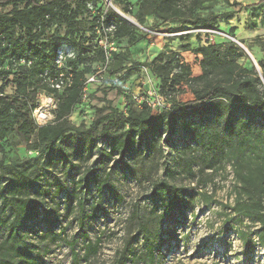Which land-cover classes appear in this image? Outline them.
Instances as JSON below:
<instances>
[{
	"label": "rangeland",
	"instance_id": "374dc122",
	"mask_svg": "<svg viewBox=\"0 0 264 264\" xmlns=\"http://www.w3.org/2000/svg\"><path fill=\"white\" fill-rule=\"evenodd\" d=\"M90 1L96 4L84 15L87 27L92 15L112 9L107 0ZM118 1H121L120 4L115 5L123 13L122 7L129 4L131 13L125 14L133 22L126 21L137 27L138 38L133 42L123 39L114 43L113 51L117 50L120 58H114L109 69L102 66L99 55L88 61L97 77L94 82L88 83L81 100L68 117L70 125L78 129L66 132L56 143L50 154L53 162L43 158L38 166H33L32 177H40L38 183L44 187L45 194L37 192L39 189L36 190V187L30 191L31 198L41 203L42 213L21 229L24 245L40 254L42 264H74L68 243L77 239L76 250L83 256L84 242L80 237L78 217L79 200L85 193L82 198L85 207L96 206V214L86 221V229L93 241L101 237V246L95 256L82 260L80 264H150L145 256L147 249L141 228V223L145 221L155 230V264H264V244L260 239L263 223L244 216L238 207L239 201L246 202L243 195L239 196V192H243L240 175L241 171L249 169L250 161L241 164L235 160L228 152L232 145L225 144L231 137L234 141L238 139L243 127L240 121L244 119H251L254 128L264 130L263 116L241 108L196 114L180 119L161 137L151 135L149 143L134 147L133 152L111 157L108 154L113 136L123 129L111 125L109 134H104L102 130L103 125L114 118L110 114L111 107L125 114L130 109L139 111L143 102L160 99L159 78L147 65L161 52H179L197 74L201 71L200 58L192 51L200 44L233 41L231 34L234 29V37L243 42L257 61L262 60L264 8H247L260 0H204L196 13L190 15L186 11V16L182 18L185 21L198 18L197 24L163 21L152 14H145V23L141 24L137 17L141 13L140 0ZM234 2L240 4L235 5ZM11 10L12 6H0V14H8ZM229 11H234L235 15L228 22L222 19L216 25L220 33L211 36L204 33L210 25L203 19ZM65 28V24H58L53 26L52 31L64 34ZM186 47H189L188 51H184ZM239 62L249 69L255 67L245 51ZM78 68L83 69V65ZM86 76L90 78L93 75ZM113 77L119 80L114 85L109 80ZM6 81L1 77L0 86ZM5 92L14 94L12 83L5 87ZM38 92L54 96L56 107L52 109L51 120L54 121L62 90L49 92L46 86L37 84L35 97ZM135 95L144 99L139 101L134 98ZM193 97L189 88L176 95L182 101ZM221 100L225 102L223 98H218L217 102ZM96 120H101V123L94 129ZM187 122L189 126L183 128ZM211 131L218 132V146L229 147L225 154L219 156L215 169H209L206 160L211 153L207 140ZM224 138L228 140L224 141ZM88 139L96 142L91 150L86 148ZM32 143V137L28 139L14 128L0 141V160L8 166L30 159L33 164L38 152L31 148ZM261 146L259 150H262ZM251 166L255 178L258 164L251 160ZM14 167L0 168L2 204L7 195L3 191ZM92 169L98 171V179L109 175L110 183L121 198H115L105 184L101 190L93 182L89 187L85 186L84 178ZM54 177H59L64 187L60 193L56 192ZM160 183L182 187L184 200L171 216L162 217L161 208L156 216L150 218V212L156 205L169 201L165 194H155V186ZM5 212L11 217L13 206L3 210L2 215ZM7 235L8 229L0 226V240Z\"/></svg>",
	"mask_w": 264,
	"mask_h": 264
},
{
	"label": "trees",
	"instance_id": "16d2710c",
	"mask_svg": "<svg viewBox=\"0 0 264 264\" xmlns=\"http://www.w3.org/2000/svg\"><path fill=\"white\" fill-rule=\"evenodd\" d=\"M203 1L140 0L141 13L137 17L141 24L145 23V14H152L163 21L178 20L197 24L198 18L195 21H185L182 18L186 16V11H189L190 15L196 13ZM120 2L112 1L115 7V4ZM89 3L95 7L96 3L90 0H0L1 7L12 6L10 13L0 14V78L7 80L0 86V141L5 139L11 130L17 128L28 139L33 138L31 148L38 152L33 164L30 159L8 166L0 160L1 169L15 166L3 191L7 193L5 202L0 203V226L8 229V235L0 240V264H42L43 262L39 253H35L24 245L20 234L22 228L26 227L30 221L39 218L42 213L41 203L30 196V191L34 187L36 190L39 189L37 192L45 194L44 187L38 183L40 177H32L33 166H38L43 158L53 162L54 159L50 154L56 143L65 136L66 132L78 129L70 125L68 117L74 106L81 100L88 80L86 75L95 74L88 61L95 55H99L102 66L109 69L114 58H120V53H116L117 50L111 51L107 58L104 48L96 43V27H101L102 22L112 23L115 26L113 32L115 43L123 39L133 42L138 38L137 27L120 17L113 8H109L105 13L98 12L92 15L87 27L85 25L87 19L84 15L90 12ZM20 5L23 7L20 8ZM257 6L264 8V0L248 5L247 8ZM122 10L126 14L131 13L127 3ZM234 15V11H229L203 19V22H208L210 25L204 33L209 36L216 35L208 31H218L215 28L216 25L222 19L228 22ZM58 24L66 25L64 34L58 30L52 31L53 26ZM232 30L231 35L234 37V29ZM188 48L186 47L184 51H188ZM59 50L73 53V56L66 58L62 67L56 63ZM243 50L233 41H227L224 44H200L192 51L197 58H200L199 70L201 71L197 74H194L190 63L179 52L158 54L147 66L159 78L160 96L168 103L153 108L146 101L142 103L139 111L130 109L125 114L118 113L117 109L111 107L110 114L114 118L103 125V133L109 134L111 125L123 131L113 136L108 156L133 152L134 147L149 143L151 135L155 138L161 137L180 119L215 109L231 111L232 108H241L264 117V58L257 61L261 73L255 68L256 66L249 69L239 62V59L244 56L245 50ZM79 65H83V69H79ZM67 76L71 77L69 84L66 82ZM52 80L57 82L62 80L66 84L64 88L58 89L53 85ZM109 80L112 85L119 81L118 77ZM9 83L15 87L13 95L5 92V87ZM37 84L46 86L49 92L62 90L55 111V120L43 126H38L32 116V111L37 106V95L35 97ZM186 88L190 89L194 97L186 101L178 100L176 95L184 93ZM218 98H223L225 102L222 100L217 102ZM240 122L243 127L240 128L238 139L234 141L231 137L225 143L232 145L228 152L234 156L235 160L241 164L250 161L249 169L241 171L240 175L243 192H239V196L243 195L246 202L239 201L238 207L244 216L259 220L264 226V214L261 215L264 208V155H262L264 130L254 128L251 119ZM100 123L101 120H96L93 128L97 129ZM188 126L189 122L183 124V128ZM207 140L211 148V153L206 159L207 166L209 169H215L219 156L225 154L226 148L229 147L217 145L218 132L216 131L209 132ZM227 140L224 138V141ZM260 145H263L262 150L258 149ZM94 146L96 142L88 139L86 148L91 150ZM251 160H255L258 164V174L255 178L251 170ZM98 177H100L98 171L92 169L84 178L85 186L89 187L93 182L101 190L105 184L115 198H121L114 185L110 183L109 175L100 179ZM54 179L56 192H62L64 187L60 178L54 177ZM155 194L157 196L165 194L169 197V201L164 204L161 202V206L156 205L150 212V218L156 216L161 208L162 217L171 216L181 207L185 191L176 185L160 183L155 186ZM84 195L79 200L78 217L80 237L84 242L83 256L76 250L77 239L68 243L74 264L89 260L98 253L101 246V237L93 241L86 229V221L95 216L96 206L86 208L82 200ZM10 205L14 209L12 216L8 217L6 212L2 215L1 212ZM141 228L147 249L145 256L150 264H155V230L151 228L148 221L141 223ZM260 239L264 244V227Z\"/></svg>",
	"mask_w": 264,
	"mask_h": 264
},
{
	"label": "built area",
	"instance_id": "2783aa9c",
	"mask_svg": "<svg viewBox=\"0 0 264 264\" xmlns=\"http://www.w3.org/2000/svg\"><path fill=\"white\" fill-rule=\"evenodd\" d=\"M88 8L94 9V6L89 3ZM115 26L112 23L104 24L102 22L101 27H96L95 33H96V43L99 44L107 53V58H109L110 52L113 51L115 48L113 47L115 40L113 38V32H114ZM213 33H220L218 31H208ZM73 56V53H65L63 50H59L56 56V63L59 67L64 66L65 60L67 57ZM24 62V60L22 61ZM62 76V74H61ZM96 75H93L92 77L88 78L86 81V86L83 89V92L87 89L88 83L94 82L96 79ZM61 79V78H60ZM71 81V77H66V82L69 84ZM53 85L58 88L62 89L64 88L65 84L62 80L57 82L52 80L51 81ZM135 99H138L141 101L144 99L142 97L141 99L135 95ZM37 106L32 111V116L38 126H43L51 122L52 120V109L56 107L55 99L52 94H48L46 92H39L37 95ZM148 104L152 106L153 108L161 107L165 105V100L161 96L160 99L156 100H148Z\"/></svg>",
	"mask_w": 264,
	"mask_h": 264
},
{
	"label": "water",
	"instance_id": "95a60500",
	"mask_svg": "<svg viewBox=\"0 0 264 264\" xmlns=\"http://www.w3.org/2000/svg\"><path fill=\"white\" fill-rule=\"evenodd\" d=\"M108 1V3H109V5L117 12V13H119V10L113 5V3H112V1L111 0H107ZM135 25H138L137 23H134ZM232 38V40L234 41V42H236L240 47H242L246 52H247V54L250 56V58L252 59V61L254 62V64H255V66H256V68L258 69V71L260 72V67H259V65H258V62H257V60L255 59V57L253 56V54L250 52V50L243 44V43H241L240 41H238V40H236V38H234V37H231ZM261 73V72H260Z\"/></svg>",
	"mask_w": 264,
	"mask_h": 264
},
{
	"label": "bare ground",
	"instance_id": "6f19581e",
	"mask_svg": "<svg viewBox=\"0 0 264 264\" xmlns=\"http://www.w3.org/2000/svg\"><path fill=\"white\" fill-rule=\"evenodd\" d=\"M120 16H122L124 19L126 20H129L131 22H133V19L129 16V15H126L125 13H123L121 10H119V13H118ZM236 40H238V38H236ZM254 56V55H253ZM255 57V56H254Z\"/></svg>",
	"mask_w": 264,
	"mask_h": 264
}]
</instances>
